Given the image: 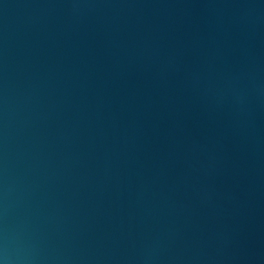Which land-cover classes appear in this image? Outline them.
<instances>
[{
    "label": "water",
    "instance_id": "obj_1",
    "mask_svg": "<svg viewBox=\"0 0 264 264\" xmlns=\"http://www.w3.org/2000/svg\"><path fill=\"white\" fill-rule=\"evenodd\" d=\"M264 264V0H0V258Z\"/></svg>",
    "mask_w": 264,
    "mask_h": 264
},
{
    "label": "clouds",
    "instance_id": "obj_2",
    "mask_svg": "<svg viewBox=\"0 0 264 264\" xmlns=\"http://www.w3.org/2000/svg\"><path fill=\"white\" fill-rule=\"evenodd\" d=\"M0 264H9V259L6 254L4 258H0Z\"/></svg>",
    "mask_w": 264,
    "mask_h": 264
}]
</instances>
